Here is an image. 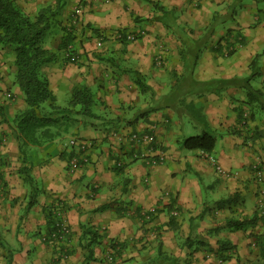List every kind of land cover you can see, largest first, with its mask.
Returning <instances> with one entry per match:
<instances>
[{"label":"crops","instance_id":"crops-1","mask_svg":"<svg viewBox=\"0 0 264 264\" xmlns=\"http://www.w3.org/2000/svg\"><path fill=\"white\" fill-rule=\"evenodd\" d=\"M71 9L77 13L78 37L43 73L58 97L64 92L68 98L75 86L86 84L99 103L95 111L119 121L99 122L98 127L81 123L85 127L74 137L93 146L74 172L68 166L69 135L32 147L27 162L41 193L27 209L31 190L20 175L15 132L5 123L25 102L7 70L13 57L0 48V96L10 87L8 94L15 97L5 104L0 99V264H7L2 244L14 251L12 264H108L112 244L117 250L123 246V260L134 258L133 264L155 258L160 245L182 264H256L258 237H264V114L249 118L242 83L256 60L261 67L256 88L264 93V0H67L66 16ZM167 19L204 45L191 84L178 85L188 74L179 55L181 41L163 24ZM93 30L110 39L98 54L88 42ZM118 31L133 33L135 40L122 44ZM130 70L146 76L152 95L140 93ZM231 79L235 84L221 94L215 92L220 86L195 84ZM149 108L159 109L128 125L134 112ZM176 115L204 123L202 130L210 127L217 157L181 149ZM151 127L155 151L128 140ZM159 152L164 162L150 164ZM257 167L263 170L260 181ZM51 218L67 226L66 239H51ZM87 227L101 236L90 261L81 241Z\"/></svg>","mask_w":264,"mask_h":264},{"label":"trees","instance_id":"trees-1","mask_svg":"<svg viewBox=\"0 0 264 264\" xmlns=\"http://www.w3.org/2000/svg\"><path fill=\"white\" fill-rule=\"evenodd\" d=\"M154 7H158L164 11L167 17L170 13L165 12L164 8L153 3ZM67 5V0H50L41 6L35 14H30L17 3L16 0H0V48L10 50L13 56V77L14 85L22 93L25 108L19 110L13 118L5 120V123H10L15 138L18 142L19 152L21 154V163L23 166L20 169V175L26 185L29 186L31 192L30 201L27 209H30L37 203V196L40 194V189L31 174V167L28 166L27 157L28 151L32 147H40L44 144L54 142L65 135L75 133L81 123L92 122L94 127L101 122L104 126L109 123L119 121L107 120L105 117L95 111L99 104L95 100V95L86 84H79L72 89L70 96L63 104L58 103V96L50 89V83L43 68L47 64L56 62L58 57L73 48V43L77 39L75 24L69 18V24H64L62 14ZM169 19V18H168ZM165 21V27L177 35L181 41L179 55L183 64L185 75L181 78L178 85L191 84L195 67L197 66L200 53L204 45L198 41H192L189 38L188 32L177 25H170ZM60 29L59 43L55 47H49L48 40L55 34V30ZM96 36H102L99 31L93 30ZM122 38L119 42L129 43L125 31H118ZM140 38V37H138ZM103 40V38H101ZM233 51H229L228 55H232ZM257 61L251 63L252 72L246 79L243 80L242 87L247 91L246 102L250 105L249 118L255 119L259 113L264 114V93L260 89L253 87L252 82L257 76H261L260 71L255 72ZM134 78L141 94H153V90L147 84L146 76L137 71H128ZM235 80H213L210 82H195L197 85H217L215 92L221 94L225 89L235 84ZM224 88V89H223ZM223 89V90H222ZM206 93H214L212 89H205ZM222 90V91H221ZM203 95V94H200ZM185 101V99H183ZM159 108H149L145 111H136L128 121V125H133L140 120H145L154 111ZM126 114L125 108H122ZM194 115V113H193ZM247 116H243L245 122ZM106 125V124H105ZM182 146L188 150H198L205 154H211L216 146L215 134L210 131H202L200 134L188 137L182 141ZM69 158V157H67ZM121 169V168H120ZM171 223L173 218L170 219ZM57 220L50 219L48 222L49 235L57 230ZM101 236L94 229L87 227L82 233L81 241L83 249L87 251L86 261L94 259L93 247L100 242ZM260 241V256L256 264H264V237L259 236ZM1 243V240H0ZM7 251V264H12L14 251L2 244ZM112 244V252L107 256L110 264H133L132 259L123 260L122 248ZM111 258V260L109 259ZM146 264H182L169 258L159 246L158 254L155 258L150 259ZM188 264V263H184Z\"/></svg>","mask_w":264,"mask_h":264},{"label":"rangeland","instance_id":"rangeland-1","mask_svg":"<svg viewBox=\"0 0 264 264\" xmlns=\"http://www.w3.org/2000/svg\"><path fill=\"white\" fill-rule=\"evenodd\" d=\"M20 1V0H19ZM41 1V3H39ZM45 1V2H44ZM115 1V0H114ZM29 3V4H28ZM43 3V4H42ZM46 3H50V0H36V1H30V2H28V1H26V0H21V2H20V5L24 8V10L25 11H28V13H30V14H35L36 12H37V10H39V8L41 7V6H44ZM73 9H74V6H73ZM73 9H71L72 11L70 12V14H69V16H66V12L67 11H65V9H64V12H63V14H62V18H64L63 19V22H64V24H69V18L70 19H72V22H73V24H74V22H75V18H77V13L75 12V10H73ZM76 27V26H75ZM60 35H61V33H60V29L58 30H55V34L53 35V36H51L50 38H49V40H48V44L51 46V47H55L56 45H57V43H58V41H59V37H60ZM92 35V34H91ZM91 35H90V37H89V39L91 38ZM78 37V36H77ZM92 37H94V38H91V40H88V42L91 44V46L92 47H95L94 48V50H93V52L94 53H96V54H98L97 52H99L98 50H101V49H104L106 46L105 45H107V43H108V40H110L109 38L107 39V37H106V35H102V36H95V34L92 36ZM117 37V36H116ZM101 38H103V40H102V45L99 47V46H97V44H98V42H99V40L101 39ZM87 40V39H86ZM119 40V39H118ZM1 50V49H0ZM90 52H91V50H90ZM8 53L10 54V57L12 58L13 56H12V53H11V51L10 50H8ZM11 62H13V61H11ZM7 70L9 71V74H12L13 73V65H12V63H10V65H7ZM261 70V67H260V65H258L257 64V66H256V68H255V72L257 71H260ZM2 71H0V82H1V80L3 79L2 77H1V73ZM251 72H252V69H251V66H250V73L247 75V76H249L250 74H251ZM261 72V71H260ZM247 76H245L244 78L246 79V77ZM260 77L259 76H257L256 77V79L252 82V85H253V87H257L258 86V83H259V81H260ZM2 95L0 96V99H1V101H4V104L5 103H7V101L9 100V101H13L14 99H15V97H14V95L12 94V97L11 98H8L7 97V94L8 93H10L11 94V89H10V87H8V89H6V90H3L2 92ZM64 93V92H63ZM60 94L61 96L60 97H58V103L59 104H63L66 100H67V96L65 95V94ZM244 94H245V102H246V100H248V98H247V91L246 90H244ZM15 102V101H14ZM6 106H8V105H6ZM244 107L245 108H248V111H250V105H248V103H245V105H244ZM173 121H174V123L176 124V123H179L180 124V128L182 129V132H183V134H182V136L181 137H178L176 140L177 141H179V140H181V139H186V138H188V137H191V136H195V135H198V134H200L202 131H210V133L212 132V130H210V127L207 125L206 126V128L204 129V130H202L203 129V127H204V123L202 124V125H198L197 123H194V122H192V121H190L187 117H185V118H183V119H180L179 118V116L178 115H176V116H174V118H173ZM90 123V122H89ZM89 123H87V125H89ZM83 125V124H82ZM83 127H85V126H81V125H79L78 126V128L75 130V133H73V134H69V137H66V140L68 141V140H70L72 137H74V136H78L79 135V133H77L76 131L77 130H79L80 128H83ZM98 127V126H97ZM179 127V126H178ZM174 145L176 146L177 145V142L176 143H174ZM180 147H181V149L183 150V151H185V152H187V154H190V155H192V154H197V152H198V150H188V149H186V148H184L183 146H182V143L180 142ZM211 153H213V155L215 156V157H217V155H216V153H215V151L214 152H211ZM41 190V189H40ZM41 193V192H40ZM137 253H135V252H130V255H136ZM130 255H126V257L128 258V257H130ZM110 262L108 261V264H109Z\"/></svg>","mask_w":264,"mask_h":264},{"label":"built area","instance_id":"built-area-1","mask_svg":"<svg viewBox=\"0 0 264 264\" xmlns=\"http://www.w3.org/2000/svg\"><path fill=\"white\" fill-rule=\"evenodd\" d=\"M94 2L109 4L112 2V0H94ZM126 37L127 40L131 42L135 40L136 36L133 33H127ZM117 38L121 39L122 38L121 34H117ZM101 45H102V39L99 40L97 46L100 47ZM7 97L11 98L12 95L7 94ZM128 140L136 144L146 145L147 147H149V151H155V149H158V144L156 142V137H155V127H151L149 130L142 133H133ZM92 146L93 143L90 140H85L78 137H73L69 140L67 147L70 149L69 151L70 156L68 158V166L70 168V171L72 172L77 171L83 166V163L86 161L87 153L92 148ZM164 160H165L164 155L162 154V152H159L158 154H156V156L152 158L150 164L158 165L164 162ZM209 160L213 165H216L215 159L209 158ZM219 171L223 173L221 169H219ZM255 174L257 179L260 181L263 176V170L257 167ZM262 195H263V200L261 201V215L262 218L264 219V192H262ZM155 211H156L155 209L149 211L147 218H149L150 215L154 214ZM69 235H70V231L67 228V226L61 222H58L57 230L53 232L50 237L52 240L61 241L63 239H66ZM109 259L111 260V258Z\"/></svg>","mask_w":264,"mask_h":264}]
</instances>
